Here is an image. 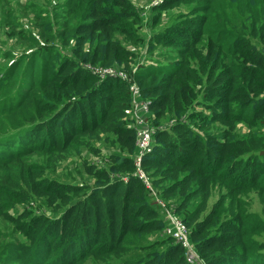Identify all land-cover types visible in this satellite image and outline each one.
Returning <instances> with one entry per match:
<instances>
[{
	"label": "trees",
	"instance_id": "obj_1",
	"mask_svg": "<svg viewBox=\"0 0 264 264\" xmlns=\"http://www.w3.org/2000/svg\"><path fill=\"white\" fill-rule=\"evenodd\" d=\"M94 1L73 27L72 53L40 47V64L32 61L21 96L0 105V112L10 113L23 107L27 93L40 91L33 100L37 115L26 116L18 133L0 138V215L25 238L10 244L11 259L18 264L104 261L123 256L133 238L161 232L141 264H264V216L248 213L245 198L254 191L264 205V0L258 13L247 14V23H217L211 30L209 6L196 7L194 15L156 30L149 40L153 49L177 50L173 67L156 60L135 71V54L116 35H138L134 7L113 0L117 10L111 11L103 0ZM190 1L209 2L165 0L157 8ZM22 31L16 32L21 39L26 38ZM114 63L127 80L85 67ZM132 83L149 102L153 118L147 117L156 128L154 146L140 161L151 189L134 162ZM199 94L201 111L194 104ZM190 107L195 111L182 119ZM167 114L175 122L159 128ZM239 124L249 129L246 135L238 132ZM87 137L113 148L106 165H85L92 186L47 178L46 170L27 158L44 153L60 160L69 149L88 145ZM90 151L101 155L100 147ZM152 190L181 215L197 260L189 262L180 243L162 236L164 207ZM30 200H41L57 215L9 212ZM191 202L196 207L189 212Z\"/></svg>",
	"mask_w": 264,
	"mask_h": 264
},
{
	"label": "rangeland",
	"instance_id": "obj_2",
	"mask_svg": "<svg viewBox=\"0 0 264 264\" xmlns=\"http://www.w3.org/2000/svg\"><path fill=\"white\" fill-rule=\"evenodd\" d=\"M103 1V8H108L111 11L117 10L113 0ZM128 1L134 7L135 18L132 27L138 30V35L136 38L129 37L128 34L122 32H118L116 35L117 39L122 41L124 47L135 54L136 57L132 66L155 63L158 60V62L166 64L169 69L173 67L172 63L178 59L177 50L174 48H166L165 50L161 47L153 49L149 40L156 30L161 31L167 26L175 25L184 18L194 15L196 7L202 8L204 6H209L206 13L209 21L208 30L215 28L218 25L217 23L224 24L228 21H231L230 24L232 25L247 23V19L251 18V15L247 16V14L258 13L263 3L262 0H208L209 2L201 1L199 3L190 1L172 8L160 9L157 6L165 0ZM95 3L94 0H0V105L4 101L21 96L27 87L28 73L32 63L36 61L35 63L40 64L38 51L40 47V51L43 47H47L68 54L72 53L76 45L73 27L83 19L84 12L94 7ZM128 29H131L130 26L125 25L124 30ZM19 30H23L22 32L25 33L26 38L21 39L16 35ZM34 52H36V56H34ZM110 68L122 70L123 67L114 63ZM39 93L40 91L35 93V89L30 94L27 93L24 97L23 107L20 109L16 107L10 113H8L9 110L0 112V138L4 135L18 133L21 130L19 128L27 124L26 116L35 117L37 115L33 100L35 94ZM144 103L145 101L140 103L138 110L143 118H146L148 109L146 110ZM198 103H200V94L194 104H197V108L201 111L202 107ZM192 111H195V108L190 107L182 119L189 116ZM132 115L134 114L132 113ZM174 119L167 114L161 122L159 121V128L171 125L175 122ZM147 120L146 118V122ZM193 122L197 123L198 121L193 120ZM248 131L246 125H238V132L241 135H246ZM86 141L88 145H78L75 149H69L67 154L57 161L44 153H35L27 158L41 165L46 170L45 177L47 178L78 185L85 183L92 186L93 180L85 172V165H106V157L112 153L113 148L88 137ZM90 147H100L101 155L96 156L93 154ZM2 170L0 167V174L3 173ZM212 196L209 206L217 199V190ZM245 198L248 201V213L264 216V205L261 197L256 192L247 193ZM165 206L173 207V203L167 202ZM195 207L194 202H191L186 210L190 212ZM22 211H28L32 215L42 214L46 216H56L58 213L46 207L41 200H30L15 205L9 210L14 216ZM160 236L161 232L133 238L134 245L123 256L119 258L111 257L104 261L89 259L85 264H133L135 261H139L138 264H141L140 260L147 252L152 250L151 247L147 246L151 245L154 239ZM188 236L190 239L189 228ZM163 237L166 238V236ZM24 239L22 233L0 215V264H18L16 260L11 259L10 244L12 242H22ZM192 249L195 252L194 246Z\"/></svg>",
	"mask_w": 264,
	"mask_h": 264
},
{
	"label": "built area",
	"instance_id": "obj_3",
	"mask_svg": "<svg viewBox=\"0 0 264 264\" xmlns=\"http://www.w3.org/2000/svg\"><path fill=\"white\" fill-rule=\"evenodd\" d=\"M138 66V65H137ZM137 66H131L132 70L134 71ZM90 72L97 74L99 76L105 77L106 75L110 76H116L123 80H127V76L124 72V69L122 70H113L110 67H101V66H85ZM130 89L132 91V99H131V107L132 110H129V116L133 120L132 121V127L134 128L136 132V148L137 151L133 155L134 156V162L137 166V175L138 177L148 186V188L151 189V184L148 179V177L143 173V171L140 168V161L143 155L151 152L154 143H153V135L155 133V127L152 126L151 122L147 120V115L150 114L148 109V101H145L140 97V93L138 90V86L136 83H132L130 85ZM142 101H145L146 106V118H143V116L140 114L138 108ZM132 113L134 115H132ZM152 115V114H151ZM153 118V115H152ZM149 123V126H148ZM151 195L153 196L154 200L156 202L161 203L160 198L155 194V192L152 190ZM163 210L161 211V215H163L164 220V227L162 230V235L171 237L176 242L180 243L186 250L187 260L189 262H193L197 259V254L192 249V243L190 242L189 236H188V227L185 225V223L182 221V219L171 209L172 207L168 206L166 207L164 203H161Z\"/></svg>",
	"mask_w": 264,
	"mask_h": 264
},
{
	"label": "bare ground",
	"instance_id": "obj_4",
	"mask_svg": "<svg viewBox=\"0 0 264 264\" xmlns=\"http://www.w3.org/2000/svg\"><path fill=\"white\" fill-rule=\"evenodd\" d=\"M126 74V73H125ZM126 76H128V74H126Z\"/></svg>",
	"mask_w": 264,
	"mask_h": 264
}]
</instances>
